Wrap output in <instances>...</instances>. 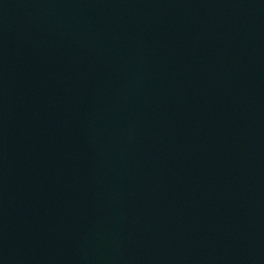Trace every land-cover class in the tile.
I'll return each instance as SVG.
<instances>
[{
    "label": "water",
    "instance_id": "95a60500",
    "mask_svg": "<svg viewBox=\"0 0 264 264\" xmlns=\"http://www.w3.org/2000/svg\"><path fill=\"white\" fill-rule=\"evenodd\" d=\"M0 264H264V0H0Z\"/></svg>",
    "mask_w": 264,
    "mask_h": 264
}]
</instances>
